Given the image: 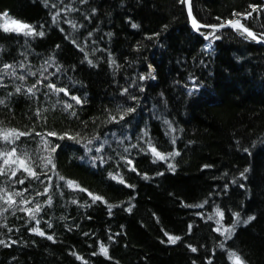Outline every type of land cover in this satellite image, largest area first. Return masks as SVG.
<instances>
[{"label":"trees","instance_id":"16d2710c","mask_svg":"<svg viewBox=\"0 0 264 264\" xmlns=\"http://www.w3.org/2000/svg\"><path fill=\"white\" fill-rule=\"evenodd\" d=\"M190 7L264 33V0ZM2 13L44 35L0 27V130L29 133L0 139V264H264L262 45L192 31L180 0H0Z\"/></svg>","mask_w":264,"mask_h":264},{"label":"snow or ice","instance_id":"6c2138e0","mask_svg":"<svg viewBox=\"0 0 264 264\" xmlns=\"http://www.w3.org/2000/svg\"><path fill=\"white\" fill-rule=\"evenodd\" d=\"M180 3H188L190 5V0H180ZM253 8V11H256L258 10L257 6H251ZM189 14L191 15V7L189 6ZM5 17H7V13H4L3 14ZM234 15H245L246 17L247 16H250L251 13H246V14H234ZM219 19V18H218ZM11 23L13 25H15V27H8L7 24H4V25H0L3 27L4 31H24V33L26 35H32V34H38V35H44L43 32H39V33H35V29L31 26V25H27V24H23L19 21H11ZM230 25L231 27L233 28H236L240 31V34L241 35H245L247 36V38H251L252 40H257V41H264V33H261L260 36H257L253 31H251L250 29L244 27L239 20H236V21H233V20H228L226 21L225 23H222V24H219V25H210L208 27H212V28H223L225 26H228ZM135 27V25H133ZM193 27L196 28L197 30H199V28L201 27V25H199V23L195 20V18H193ZM25 29L27 31H25ZM218 38V37H217ZM11 67L10 65H5V68H9ZM50 87L52 88H55V85H50ZM17 91H19V89H17ZM29 92L32 91L31 88L28 89ZM57 91H60V92H65L67 94V90L66 89H57ZM74 100H76L77 103H80L81 101L79 100L78 97H73ZM3 101H0V103H2ZM68 108H71L72 105L69 104L67 105ZM129 111H132V109H129ZM74 114V113H73ZM115 119V118H113ZM22 135H29V133H19L17 135L16 131L15 130H8V131H3V130H0V139H3L5 141H8L10 140L11 137L13 136H16V138L18 139L19 136H22ZM48 135L50 136H53V135H56L55 133H49ZM65 137H67L68 139H76V137H73V136H69L67 133H65L64 135L60 136V139H64ZM59 145H55L54 147H52V151L55 152L56 151V148H58ZM15 150H13V153H14ZM151 151L154 153V155L158 158V159H161V160H164L166 159V156L161 154L160 152H158L154 147L151 148ZM11 155V154H9ZM172 155H178V153H169L168 156H172ZM15 162V161H13ZM5 163H8L7 160H5ZM48 163H52L51 159L48 160ZM21 164L23 165L24 164V161H21ZM54 167V165H53ZM171 167V166H170ZM26 171H29V169H25ZM245 171H247V169H245ZM29 174L30 175H36L35 172H31L29 171ZM241 175L243 176L244 173H241ZM61 179H63V177H61ZM113 179H118L120 183H123V179L122 177H119V176H113ZM68 186L69 187H73L75 186V183L73 181H68ZM89 195H92L91 193H89ZM10 199V197H9ZM95 200H102L103 198L102 197H94ZM29 211H33V210H29ZM35 211H39V206L37 207V209H35ZM129 211H131V209H129ZM218 215L220 216H223V213L222 212H219L218 210ZM238 215V214H237ZM251 219V218H250ZM32 231L38 233L39 235L43 236L45 235V233L43 231H41L40 229L38 228H34L32 229ZM217 231H220L219 228H217ZM226 232H229L230 229H225ZM49 239H51V237H49ZM169 241L171 243H176L177 240H179L180 238L179 237H172V236H169L168 237ZM0 243H3V241H0ZM192 251H196L195 248L192 249ZM100 252L103 253L104 255H107L108 254V250H107V247L104 246L103 244L100 245ZM230 259H233L235 261V264H245V262L243 261V259L236 253H231L230 254Z\"/></svg>","mask_w":264,"mask_h":264},{"label":"water","instance_id":"95a60500","mask_svg":"<svg viewBox=\"0 0 264 264\" xmlns=\"http://www.w3.org/2000/svg\"><path fill=\"white\" fill-rule=\"evenodd\" d=\"M189 4L188 3H184V7H185V11H186V14H187V18H188V23H189V26H190V28H191V30L192 31H198L196 28H194L193 27V18H194V16H193V14H192V12H191V15L189 14ZM196 20V19H195ZM229 20H233V21H236V20H239L240 21V23L244 26V27H246V28H248V29H250L251 31H253L257 36H260V34H258V33H256L252 28H250V27H247L243 22H242V20L240 19V18H238V17H234V18H232V19H229ZM197 21V20H196ZM228 21V20H227ZM198 22V21H197ZM226 21H223V22H220V23H217V24H203V23H200V22H198L199 23V25H201V27L199 28V30H201V29H209V30H221V29H226V28H229V29H232V30H238V29H236V28H233V27H231L230 25H228V26H225V27H223V28H219V27H217V28H212V27H208V26H210V25H219V24H222V23H225ZM246 35V34H245ZM251 39V38H250ZM252 40V39H251ZM253 41H255V42H257V43H259L260 45H262L263 47H264V41H257V40H253ZM153 71H154V69H152Z\"/></svg>","mask_w":264,"mask_h":264},{"label":"rangeland","instance_id":"374dc122","mask_svg":"<svg viewBox=\"0 0 264 264\" xmlns=\"http://www.w3.org/2000/svg\"><path fill=\"white\" fill-rule=\"evenodd\" d=\"M3 14H4V13L0 14V25L7 24L8 27H15V25H13V24L11 23V21H13L14 19H12V18H11L10 16H8V15H7V17H5ZM15 21H17V20H15ZM19 22H20V21H19ZM21 23H23V22H21ZM23 24H25V23H23ZM0 27L3 29L2 26H0ZM25 31H27V30L25 29ZM17 32H24V31H17ZM204 47H205V49L208 50V51L213 49L212 38L210 37L209 34L205 35V43H204ZM152 72H153V70H152ZM0 153H1V152H0ZM6 156H7L8 158H11V155H9V154H7ZM12 157H13V156H12ZM11 159H13V158H11ZM232 263L235 264V261H234L233 259H232Z\"/></svg>","mask_w":264,"mask_h":264}]
</instances>
